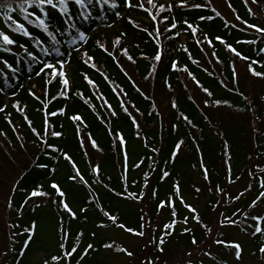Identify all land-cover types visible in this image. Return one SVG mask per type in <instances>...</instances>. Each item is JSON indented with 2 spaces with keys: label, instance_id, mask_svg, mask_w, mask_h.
<instances>
[{
  "label": "trees",
  "instance_id": "1",
  "mask_svg": "<svg viewBox=\"0 0 264 264\" xmlns=\"http://www.w3.org/2000/svg\"><path fill=\"white\" fill-rule=\"evenodd\" d=\"M100 1L102 3H98L97 0H91L89 3L85 0L87 7L82 8L75 5L73 0H69V11L64 16L59 15L58 10H53L47 5L43 6L44 12L35 6H25L28 12L35 11L36 15L50 24L49 32H44L42 28L37 27L39 21L36 15L28 18L31 21L29 23L24 19L26 13L17 9L11 15L25 24L30 32L29 37L14 31L15 24L8 21L5 15L0 14V31H4L16 41L13 45H4L0 40V107L6 106L5 112L0 113V132L6 133V135H0V180L3 175L2 170L16 163L15 181H18L19 187L13 194L14 206L20 205L23 208L19 217L15 213L9 215L4 208V200L0 202V211L5 221H14L18 225L15 231L23 232V229L33 221L38 224L34 242L30 245L31 251L23 264H42L45 257L56 254L58 251V218L63 213L52 203L56 197L53 195L51 198L48 196L33 198L35 203L41 205L38 208L32 200L29 201L31 207L23 204L24 199L27 198L25 193L28 189L43 185L44 191L53 193L54 190L50 188L53 181L66 190L67 202L73 210L78 212V219L71 222V229L73 232L81 229L85 232L81 246L94 243L99 249L98 254H92L88 259L110 264L108 253L113 255L115 253L106 251L102 245L115 241L106 238L104 232L120 229L113 227L111 222L102 216L99 206H103L105 210H113L114 214L119 215L132 226L137 223V214L141 207L140 203L117 197L104 187L108 185L117 192L123 191L124 187L121 180V176L125 173L123 154L118 146H114L118 145L114 133L122 134L126 139L127 185L130 191H141L144 182L143 174L148 173L151 178L149 188H160V195L163 196L171 185L169 182L161 184L157 176L160 168L166 167L172 173L169 180L181 182L186 199L197 206L206 221H211V226H213L214 215V212L210 210L211 204L213 199H219V197H213L205 189L204 194L199 195L197 199V194L192 191L193 185L199 187L205 185L199 168L201 159L209 168L213 183L217 181L226 183L225 166L226 163H230L233 174L241 177L236 185L240 188L249 182L246 173L250 164L254 167L258 162L264 167V158L259 156L260 153H264V123L256 119L257 116L264 119V110L246 109L247 101L236 92L228 91L221 83L227 84L229 88L233 87V62L235 71L241 78L239 90L245 95L250 96L253 91L256 94L264 92V81L246 77V61L235 57L227 50L226 44H221L215 39L216 36H220L242 53L255 58L257 45L236 43L238 40L257 38L258 35L252 31H242L244 25L235 20V14L252 20V17L247 15L243 0H230L231 9L227 6L229 0H223L231 17L225 15L213 0H194L197 3L209 4L208 8L201 9L181 8L178 6L180 0H169L170 3L153 0L155 8L147 0H133V3L143 4L145 9L158 17V23L155 26L159 27L161 33L159 45L162 49V62L160 63L151 59L157 46L154 36L149 37L147 33L140 30L147 28L149 32L153 31L154 22L151 21L148 13L138 7L127 8L123 0H109V4H103V0ZM113 2L117 4L116 9L110 7ZM6 3L15 6L22 3V0H0V8ZM169 4L173 5L170 12L160 10L159 5ZM211 7H215L222 18L215 17L210 21H200L201 15L214 16V13L210 11ZM45 12L48 14L47 17ZM117 12L119 15H116ZM85 16H89V19L85 20ZM163 16L179 22V28L166 33V22L161 21ZM185 19L199 24L201 31L197 33L195 39L202 41L206 34L212 38V46L207 43L197 44L191 33L185 31L182 23ZM129 20L133 23H129ZM225 20L229 25L236 24L237 27H226ZM258 22L264 23V15L260 16ZM136 24L139 28L134 26ZM177 30L181 32V35L169 39L168 37ZM78 31H84L88 37V42L83 47L72 43L73 37H78ZM121 33L127 35L121 37L120 44H117L116 39ZM97 42L106 45L109 51L114 53V58L108 57L99 50L96 47ZM259 47H264V41L260 42ZM5 48L8 51H5ZM74 48H80V51H73ZM123 48L129 50V54L136 60L135 64L127 60ZM55 49H59L63 56H57ZM184 49H187V52ZM84 51L95 57V68L83 63L85 57L81 53ZM141 53L148 59L142 58ZM33 57L36 59L34 60ZM58 60L65 61L63 71L66 72L69 80L67 89L62 84L63 78L59 80L51 78L47 73L37 75L38 70L43 67L40 62L56 63ZM4 61L12 67L9 68ZM173 61H179L180 71L171 69L170 65ZM237 61L245 67L244 72L237 66ZM153 63H156L155 72L151 70ZM185 66L188 72L182 70ZM121 67L124 71H121ZM13 68L16 69L15 72L12 71ZM258 70L264 69L258 68ZM124 72H127V76ZM189 73L194 75L213 95L208 96L204 93ZM85 75L95 82V86L87 83ZM129 77L139 87V92L133 87ZM145 77L148 78L145 79ZM252 81L257 82V87L251 86ZM169 83L171 89L167 86ZM65 91L66 95H61V92ZM30 92H34L40 99L30 95ZM173 100L177 103L176 109L170 106V101ZM205 100L208 101L207 106L204 103ZM216 100H227L231 107L223 103L217 106L214 103ZM164 101H166L165 105H163ZM121 102L128 107V112L140 124L139 138L129 115L121 109ZM13 104L20 105L24 112L21 113L13 108ZM44 104L48 107L44 108ZM109 104L116 111V116L111 115L107 107ZM133 105L135 107H132ZM49 112H57V115L50 116ZM180 113L187 115L193 122L192 125L180 118ZM77 114L83 118V124L70 119ZM6 115L10 117L12 125H15V131L12 125L7 123ZM24 115L32 121L37 131L43 129L44 120L47 117L50 130L62 133L60 137L50 135L46 137L60 150L54 153L51 149L47 150L54 157L53 159H49V155L38 150V144L34 143L36 137L24 121ZM170 124H176L178 127L171 130ZM77 128L80 130L79 134ZM89 134L96 140L99 149L91 146ZM81 139L84 141L83 149L80 147ZM178 139L185 141L181 154L174 164L165 165L163 161L169 157V151ZM225 141L228 142V147H225ZM145 144L155 147L163 146V151L160 155H156L150 151V147H145ZM64 152L72 157L77 167L85 174V178L89 180L92 186L91 193L84 185L68 180V176L72 175L73 171L71 164L63 158ZM93 152H98L97 156L94 157ZM226 153L231 155L230 161ZM254 153L256 157L254 161H250L249 157ZM34 156L38 157L36 163H30ZM148 157L155 159L157 165H153L152 159ZM141 159L144 163L140 168H135L134 164ZM90 161L91 164L101 167L100 183H92L94 176ZM40 162H47L49 167L46 169L37 167L36 164ZM133 180L137 183L133 184ZM90 200L91 203H89ZM143 205L152 219L153 228H156L158 218L152 210V201L147 196ZM81 207L88 208L89 211L80 213L78 210ZM178 210L187 214L182 208ZM164 218L166 219V214ZM102 221L109 227L97 228L96 225ZM190 226L197 227L194 224ZM92 232H96L95 238L92 237ZM196 234L200 236V232ZM26 235L18 237V241L23 242ZM115 244L122 243L115 242ZM3 246L4 244L1 243L0 247ZM16 247L19 249L20 243H17ZM137 249L140 251L142 247L138 246ZM9 264H11V257H9Z\"/></svg>",
  "mask_w": 264,
  "mask_h": 264
},
{
  "label": "snow or ice",
  "instance_id": "2",
  "mask_svg": "<svg viewBox=\"0 0 264 264\" xmlns=\"http://www.w3.org/2000/svg\"><path fill=\"white\" fill-rule=\"evenodd\" d=\"M75 5H79L80 7H87L85 0H73ZM91 3V0H88ZM99 3L100 0H97ZM149 4H152L153 8L156 7L153 4V0H147ZM247 15L252 17V20L244 19L239 14H235V20L240 24L244 25V29L242 31H252L257 35V38L254 39H245L238 40L236 43L238 44H246L248 46L257 45V51L255 53V58L252 55L244 54L239 51L233 44L228 43L222 37L216 36L215 39L218 40L221 44H226L227 50L234 54L235 57L246 61V77L255 78V80L264 81V47H259L260 42L264 41V23L258 22L260 16L264 15V0H243ZM124 5L131 8H142L150 17L151 21L154 22L153 31L149 32L147 28L140 29L141 31L147 33L149 37L155 38L157 41V46L154 50V54L151 59L156 63L162 62V49L159 45V37L161 35L159 27L155 26L158 23V17L153 12L144 8V5L141 3H133V0H123ZM103 4H109V0H103ZM44 5L50 6L53 10H58V14L64 16L69 11V0H22V3L13 6L10 3H6L2 8H0V14L5 15V18L10 21L12 24H15L14 31L22 33L24 37H29L30 32L25 27V24L19 22L14 19L11 13L15 12L19 9L22 13H26L24 15V19L28 20L30 16L36 15L35 11L28 12L27 7L39 8L41 12H44ZM27 6V7H25ZM181 8H192V9H201L208 8V3H197L192 0H180L178 5ZM230 9L232 5L230 0L227 5ZM255 6V7H253ZM112 9L117 8V4L115 2L110 4ZM173 5L169 4L159 5L161 11H171ZM210 11L214 13V16H199L200 21L204 20H213L215 17H221V13L216 10L215 7H211ZM47 17V12L44 13ZM119 15V12L116 13ZM222 18V17H221ZM36 19L39 21L37 27L43 29L44 32H49L50 24L46 22L45 19H41L39 15H36ZM85 20L89 19V16L84 17ZM162 22L165 23V32L171 33L172 30L178 29L180 24L179 22L173 20H169L168 16H163L161 18ZM31 23L30 20H28ZM129 23H133L129 20ZM183 25L185 26V31L191 33V36L195 39L197 37V33L201 31L199 24H194L189 22L188 20H183ZM139 28V25H134ZM226 27L236 28V24L229 25L228 21L225 20ZM74 27V26H73ZM51 35V33H49ZM126 33H121L120 37H117L116 43L120 44L121 37H126ZM181 35L179 30L175 31L172 36H169V39H173ZM54 39V38H53ZM0 40H2L4 45H13L16 41L10 38L9 35L5 34L4 31H0ZM88 42V37L85 35L84 31H78V37H73L72 43L74 45L80 44L81 47L84 46ZM197 44L207 43L209 46H212L213 40L208 35H204L203 40L195 39ZM96 47L105 53L108 57L114 58V53L109 51L108 47L101 43H96ZM139 47V45H136ZM8 51L7 48L4 49ZM187 52V49H184ZM57 56H63V53L59 51V49H55ZM73 51H80V48H74ZM47 53V50H45ZM124 55L127 60L131 63L135 64L136 60L132 55L129 54V50L127 48H123ZM85 59L83 63L86 65H90V67L95 68V57L89 55L87 51L81 53ZM142 58L148 59L143 53H141ZM213 56H215V52H213ZM35 60L36 58L33 57ZM197 63V61H193ZM4 63L11 68L12 66L4 61ZM43 64L37 75H41L47 73L49 77L62 79V84L65 89L69 85V80L67 79L66 72L63 71L65 68V61L58 60L56 63L49 62H40ZM156 63L151 65L152 72L156 71ZM119 65V61H117ZM179 61H173L170 65L171 69L174 71H180L181 69L178 67ZM232 84L233 87L229 88L227 84H223L222 86L227 88L230 92H236L237 95L242 97L245 101H247L246 109H256L259 108L264 110V92L260 94H256L255 91L249 96L245 95L243 91H240L241 87V78L239 74L235 71L234 62L232 64ZM183 71L188 72L187 66H185ZM13 72L16 69H12ZM121 71L124 69L121 67ZM125 76H127V72H124ZM191 75L193 81L197 84L198 87L202 89L204 93L208 96H212L213 93L203 85L200 84L199 80L196 79L194 75ZM85 80L89 85L95 86V82L90 79L87 75H85ZM148 77H145L147 79ZM107 79V77H105ZM131 81V78L129 77ZM133 87L139 92V87L135 84L134 81H131ZM167 86L171 89V84H167ZM30 95L35 97L36 99H40V97H36L34 92H30ZM61 95H66L65 92H61ZM126 95V93H125ZM191 99V97H189ZM87 102V101H86ZM205 105H208V101H204ZM217 106L221 105V103L228 105L231 107L227 100L221 101L216 100L214 102ZM170 106L172 109H176L177 103L173 100L170 101ZM44 108H47L48 105L44 104ZM107 107L111 111L112 116H116L117 113L114 109L111 108V105H107ZM121 109L129 115L132 125L136 128V135L140 137V124L136 120L135 117L131 116L128 112V107H126L123 102L120 104ZM132 107H135L134 105ZM5 107H0V113L5 112ZM13 108L24 112V109L20 107L18 104H13ZM137 111H139L137 109ZM61 114H63V110H61ZM48 115L56 116L57 112H49ZM159 115V113H156ZM180 118L186 121L189 125H192V121L189 119L187 115L180 113ZM24 121L27 123L29 129L36 137L34 143L38 144V150L43 152L46 155H49V159H53L54 157L51 153H48V149H51L52 152H59L60 150L54 146L53 143L49 142L46 137L49 135L52 137H60L62 133L59 131L50 130L49 121L47 117L44 120V127L41 131H37V129L33 126L32 121L29 120L27 115L23 116ZM71 120L75 122H80L83 124V118L80 115H73L70 117ZM256 119L261 120L264 123V119L257 116ZM6 121L9 125H12V121L9 116L6 115ZM13 131H15V125H12ZM178 127L176 124H170L171 130H175ZM79 128H77V133L79 134ZM0 135H6V133L0 132ZM116 136V140L118 142V146L123 154V167L125 169V173L121 176V180L123 182V191L117 192L114 188H109L108 185H104L105 188H108V191L113 192L117 197H121L126 200H130L133 203H140V211L137 214V223L135 226L130 225L126 220H123L119 215L114 214L113 210L107 209L103 206H99V211L102 213V216L107 219V221L111 222V225L115 228L120 229L122 232L129 234L131 237H135L138 240L143 241V249L137 251L138 245L133 247L132 245L120 244L116 245L115 242L104 243L102 247L106 251L113 252L116 255L115 264H264V167L260 165V163H255L253 167L252 164L249 165L247 169V176L249 178V182L244 184L242 188L236 187L237 182L241 180L240 176L234 175L232 166L230 163H226L225 166V182L217 181L213 183L211 179V172L209 168L205 165L203 160L199 164V168L201 170L203 181H205V185L203 187L193 185L192 191L197 194V199L199 195L204 194L205 189L208 193H211L213 197L218 196L219 199H213L211 204V211L215 212V227L211 226V221H206L204 217L201 215L197 206L189 202L184 196L181 182L179 180H169L172 176V173L167 170L166 167L160 168V172L157 176V180L163 184L164 182L170 183V188L168 191L164 193L163 196L160 195V188L152 187L149 188L150 176L148 173L143 174V185L142 190L139 192L130 191L127 185L128 177H127V166H128V153L126 148V139L122 134L114 133ZM89 142L91 146L95 149H99V146L95 139L91 138V134H89ZM185 144L183 139H178L174 142L172 148L169 151V157L163 161L165 165L174 164L176 162L177 157L181 154V148ZM225 147H228V142H224ZM23 147V145H21ZM80 147L83 149L84 141L81 139ZM145 147H150V151L156 155H160L163 151V146L155 147L145 144ZM228 160H231V155L226 153ZM259 156L264 158V153H260ZM256 154L249 157L250 161H254ZM63 158L71 164V168L73 174L68 176V180L73 183H79L87 187L91 193V184L89 180L85 178V174L81 172V170L77 167L75 161H73L72 157L67 153H63ZM38 157L34 156L33 161L30 163H36ZM148 159H152V164L157 165V161L152 157H148ZM91 166V171L93 173L94 179L92 183H100L99 180L101 174L100 165H93L91 161L89 162ZM144 163V160L141 159L138 163L134 164L135 168H140V166ZM37 167L41 169H46L49 167L47 162H40L36 164ZM55 171V169H52ZM155 171V168H153ZM4 175H7L6 171L3 172ZM4 183L0 181V184ZM133 184L137 183V181L133 180ZM19 184L18 181H13L11 187L9 188L8 194L6 195L4 208L9 215L15 213L17 217L23 211L22 206L16 205L13 199V194L18 190ZM50 188L54 190L53 193H49L43 190V185L35 189H28L25 193L26 199H24L23 204L29 205V201L32 200L35 204V207H40L41 205L35 203L33 198L48 196H55L56 199L52 200L59 211L63 213L58 218V251L56 254L45 257L42 260V264H104V261H95L89 260L88 258L92 254H98L99 249L96 247L94 243H86L82 247L83 244L82 237L85 236V232L81 230H77L75 232L71 229V222L78 219V212L73 210L70 206L69 202L66 199V190L61 187V185L55 181L51 182ZM147 190V191H145ZM146 196L152 201V210L154 214L157 216V226L153 228L152 219L145 211V207L143 202L145 201ZM98 199V197H97ZM92 201L90 200L89 203ZM182 208L186 210L187 214H184V211H180L178 209ZM80 213H87L89 211L88 208L81 207L78 210ZM166 214V219L164 218ZM221 217H223L221 219ZM85 219L87 217L85 216ZM194 224L197 227L190 226ZM5 227L7 228V236L8 243L3 247H0V264H9V257H11V264H23L24 259L27 258L28 253L31 251L30 245L34 242V237L36 235V231L38 229V224L36 222H30L27 228L23 229V232L15 231L18 225L14 221H5ZM97 228L106 229L109 227L107 223L103 221L96 225ZM200 232V236L196 233ZM26 235V238L23 242L18 241V237L21 235ZM92 237H96V232L91 233ZM183 241V243H182ZM20 243V248L17 249L16 244ZM142 253V254H141Z\"/></svg>",
  "mask_w": 264,
  "mask_h": 264
},
{
  "label": "rangeland",
  "instance_id": "3",
  "mask_svg": "<svg viewBox=\"0 0 264 264\" xmlns=\"http://www.w3.org/2000/svg\"><path fill=\"white\" fill-rule=\"evenodd\" d=\"M145 1V0H144ZM160 2H164V0H160ZM213 2H215L218 7L223 11V13H225V15H227L228 17L230 16L229 10L225 4V2L223 0H213ZM128 67V65H126ZM237 66L241 67V71L244 72L245 67L243 66V64L241 62L237 61ZM129 68V67H128ZM254 85L257 87V82L252 81L251 82V86ZM250 86V87H251ZM193 89V88H191ZM198 96V95H197ZM166 104V101H164L163 105ZM93 156H97L98 152H93L92 153ZM15 166L16 163H13L12 166H9L7 169L2 170L3 172L6 171L7 175H2V178L0 181H3L4 183L0 184V202L2 203V201L5 200L8 189L11 187L13 181H15L16 177V172H15ZM1 208V207H0ZM215 218H216V214L214 212L213 215V219H212V224L213 227H215ZM223 217H221L222 219ZM7 228L5 227V219L3 217V214H1L0 211V244L3 243L4 245L7 244V234H6ZM104 235L106 238L110 239L111 241H116V242H120L123 244H127V245H132L133 247H136L137 245L142 247L143 249V242H141V240H138L135 237H131L129 234H126L124 232H122L121 230H107L106 232H104ZM137 251H139V249H137ZM142 254V253H141ZM116 255H113L111 253H108V258H109V262L110 264H115L116 262Z\"/></svg>",
  "mask_w": 264,
  "mask_h": 264
}]
</instances>
